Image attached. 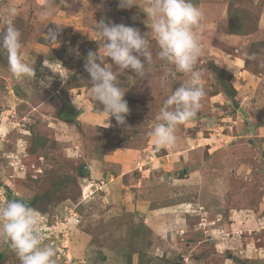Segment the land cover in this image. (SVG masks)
<instances>
[{
	"label": "rangeland",
	"instance_id": "rangeland-1",
	"mask_svg": "<svg viewBox=\"0 0 264 264\" xmlns=\"http://www.w3.org/2000/svg\"><path fill=\"white\" fill-rule=\"evenodd\" d=\"M132 2L0 0V27L7 8L18 9L10 19L36 73L15 78L0 48V202L22 198L42 215V243L56 248V264H264V0H191L202 12L194 68L206 95L164 148L147 133L188 77L168 74L175 69L157 57L145 0ZM100 20L138 28L150 42L144 78L104 59L120 71L125 125L90 95L84 64L89 51L103 52ZM144 164L155 174L143 175ZM0 264H20L2 239Z\"/></svg>",
	"mask_w": 264,
	"mask_h": 264
},
{
	"label": "clouds",
	"instance_id": "clouds-1",
	"mask_svg": "<svg viewBox=\"0 0 264 264\" xmlns=\"http://www.w3.org/2000/svg\"><path fill=\"white\" fill-rule=\"evenodd\" d=\"M134 4L132 0H118L121 8ZM142 11L147 15V27L158 46L157 57L175 69V72L169 69L168 74L174 76L179 72L188 77L164 100L147 133L155 147H173L177 142V127L197 116L206 95L200 83L201 73L194 68L201 52L194 28L200 23L202 12L191 0H145ZM6 14L9 19L0 27V48L7 53L9 70L17 79L33 78L34 67L21 56V32L10 19L18 14L17 7L9 6ZM48 14L47 10L43 13ZM96 29L104 44L102 54L99 50L87 53L84 69L90 77V95L102 105L107 119L114 118L118 125H125L129 108L123 99L124 91L117 84L120 71L105 67L104 59L110 58L118 70L130 69L136 77L144 78L145 66L153 59L150 42L138 28L125 24H106L100 20L96 21ZM57 36L58 31L49 29L50 42H56ZM75 54L79 55L78 50ZM41 82L43 87L49 86ZM42 222V215L22 198L0 202V239L15 251L20 264H56V248L42 243Z\"/></svg>",
	"mask_w": 264,
	"mask_h": 264
},
{
	"label": "crops",
	"instance_id": "crops-1",
	"mask_svg": "<svg viewBox=\"0 0 264 264\" xmlns=\"http://www.w3.org/2000/svg\"><path fill=\"white\" fill-rule=\"evenodd\" d=\"M216 97H211V100L213 99H215ZM210 100V103H212V101ZM81 114V113H80ZM80 114H79V116H80ZM92 120H101L100 122H102V123H104V124H106V121H105V119L103 118V117H101V116H99V115H95V118H92ZM263 127H262V131H263ZM148 158V157H147ZM139 160H140V156H139V159H138V162H139ZM147 165V164H146ZM145 164L143 165V167H145L146 166ZM146 167H148V166H146ZM146 167H145V171H141L142 173H143V175H145V173H147L146 171H149L148 173H150V174H155V172H156V170H154L155 168H154V166H152V167H149V169H146ZM263 220V222H264V217L262 218V219H260L259 220V225H262V223L263 222H261ZM256 225V224H255ZM252 225L251 224H249V227H251ZM236 227H237V224H235V227H233V229H236ZM227 229V228H226ZM226 229H224V230H226Z\"/></svg>",
	"mask_w": 264,
	"mask_h": 264
},
{
	"label": "trees",
	"instance_id": "trees-1",
	"mask_svg": "<svg viewBox=\"0 0 264 264\" xmlns=\"http://www.w3.org/2000/svg\"><path fill=\"white\" fill-rule=\"evenodd\" d=\"M233 33H236V34H238V33H240L237 29H233ZM218 74L219 75H221V76H224L225 75V72L224 71H221V70H219L218 71ZM221 83H220V85H221V87H222V89H223V93H224V95L226 96V97H228L229 99H232L233 97H234V90H233V88H232V86L229 84V83H225L224 82V80H222V81H220Z\"/></svg>",
	"mask_w": 264,
	"mask_h": 264
},
{
	"label": "built area",
	"instance_id": "built-area-1",
	"mask_svg": "<svg viewBox=\"0 0 264 264\" xmlns=\"http://www.w3.org/2000/svg\"><path fill=\"white\" fill-rule=\"evenodd\" d=\"M65 261H66V262H65L66 264H70V262H71V261L68 260L66 257H65Z\"/></svg>",
	"mask_w": 264,
	"mask_h": 264
},
{
	"label": "water",
	"instance_id": "water-1",
	"mask_svg": "<svg viewBox=\"0 0 264 264\" xmlns=\"http://www.w3.org/2000/svg\"><path fill=\"white\" fill-rule=\"evenodd\" d=\"M234 106L236 107V105L234 104Z\"/></svg>",
	"mask_w": 264,
	"mask_h": 264
}]
</instances>
